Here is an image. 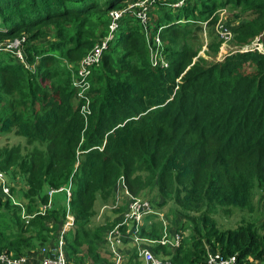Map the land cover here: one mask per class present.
Masks as SVG:
<instances>
[{"label": "trees", "instance_id": "obj_1", "mask_svg": "<svg viewBox=\"0 0 264 264\" xmlns=\"http://www.w3.org/2000/svg\"><path fill=\"white\" fill-rule=\"evenodd\" d=\"M135 1L0 0V44L23 37L25 59L0 50V132L24 140L0 148V170L8 184L20 177L17 199L33 215L25 225L22 205L0 193V253L37 255L60 231L68 207L74 222L63 234L67 264H116L103 244L111 224L92 222L114 201L119 180L134 196L160 198L150 201L156 212L174 204L183 221L170 233L191 230L173 248L159 242L170 215L145 216L139 234L154 240L146 246L155 256L205 264L206 243L252 264L264 258V232L244 216L221 227L215 214H251L253 194L264 192V51L248 49L256 38L264 49V0H152L145 28L125 12L90 68L89 91L78 96L73 79L107 33L109 12ZM223 10L233 22L231 49L217 59L222 41L213 28ZM156 34L166 67L149 61ZM61 187H69L68 201ZM51 189L58 191L50 207L37 213ZM134 263L129 257L123 264Z\"/></svg>", "mask_w": 264, "mask_h": 264}, {"label": "built area", "instance_id": "obj_2", "mask_svg": "<svg viewBox=\"0 0 264 264\" xmlns=\"http://www.w3.org/2000/svg\"><path fill=\"white\" fill-rule=\"evenodd\" d=\"M151 1L152 0H139L135 2H129L125 7L121 9H112L109 12L110 19L107 26V33L97 43L94 44L93 48L80 61L76 75L73 79V85L79 88L78 96L84 97V93L89 91L90 83L88 80V76L90 74V68L100 62L104 51L107 50L110 42L114 39L115 31L118 28L119 20L122 15L125 12L134 13L139 19L140 23L145 28L147 24V7L149 2ZM175 5H180V2L176 3ZM135 7L138 8L134 12L133 9ZM224 35L230 36V31H225L222 36ZM23 41L24 39L22 37L20 39H13L12 41L4 45L0 44V50L6 49L12 51L14 56L20 62L24 63L25 59L21 50V42ZM159 45L160 40L158 34H156L154 45L149 47V61L152 66L158 65L160 67H166L167 61L162 57L161 52L159 50ZM257 45H255V48L252 49H258ZM87 104L88 103L86 102L84 105L81 106L80 111L83 115L89 112ZM117 184L118 190L121 191L122 198L126 199V208L124 213V219L122 218V221L117 224L116 227L119 228L120 226H122L123 222L126 224L128 228L127 231H130V234L127 233L128 236L126 238L131 239L132 243L136 245L138 256L142 258L143 264H172L171 261L159 259L158 257H156L153 252L146 246L148 243H151L152 240L143 237L139 234V231L144 223V217L149 214H158V212H156L155 209L152 207L150 201L142 197H136L132 195L121 181ZM58 190H64L67 195V200H69V187H61ZM58 190L51 189L47 191L49 199L46 204H41L39 206L37 213L44 214V212H46V210L51 205L52 193ZM0 193L6 197H11L10 187L6 181V174L2 170H0ZM116 198L118 199V197ZM21 217L24 221V224H27L29 220L33 217V215L26 214L24 209H22ZM160 218H162V216H160ZM165 221L166 220L163 219V223H165ZM73 222L74 217L70 213L69 208L67 207V212L65 214L64 222L62 223L60 231L56 235L54 234V237H52L50 240L41 244L40 247L37 249V256L39 258L38 260L34 259V255L30 253L13 256L3 251L0 253V264H67L64 250L63 234L72 226ZM109 233L112 236H116L117 238L114 242H112L110 239L111 249L112 251H114L115 255H117V251H115L116 249L113 243L120 242L121 238L118 237L117 231H110ZM182 238V232L178 230L173 232L172 235H164L161 239H159V242L161 244H165L174 248L180 245ZM107 239L109 240V237ZM117 258H119L118 255ZM204 261L205 264H243L238 261L237 254L235 253L231 255H222L219 251H211L208 249L206 250Z\"/></svg>", "mask_w": 264, "mask_h": 264}, {"label": "rangeland", "instance_id": "obj_3", "mask_svg": "<svg viewBox=\"0 0 264 264\" xmlns=\"http://www.w3.org/2000/svg\"><path fill=\"white\" fill-rule=\"evenodd\" d=\"M232 23H233L232 19L227 16V12L225 10L219 12L218 21L216 22V24L214 25V28H213V33L219 39L221 38L220 40L222 41L220 46H219L217 55H216L217 59H221L231 49V47L229 46V39H230L229 37L230 36H228V35L222 36V34H224L225 31L228 32L230 30L231 26H233ZM239 23H240V21L235 22L236 25ZM16 39H19V38H16ZM50 39L48 38L47 40H50ZM200 41L202 43H201V49L199 50L198 55L205 56V51L207 49V42H208L207 37H205V32L201 35ZM46 42L47 41H45L44 39H41L38 43H46ZM257 44H258V38L254 39L253 42L251 44H249L248 49L255 48V45H257ZM257 48L259 51H264L261 44H258ZM18 142H21V144H24L23 138L20 136L14 135L13 132H8V133H1L0 132V148H2L4 146H11L12 144H16ZM9 181H10V179H9ZM119 182L120 181H117V183H119ZM117 183H116L114 201L107 204V205H104L103 207H101L99 209V211H97V213L94 217V220L92 222V226H97V225L102 226L104 223H110L111 224V226H109V228L106 229V231H105L103 244L109 250L110 257H111L112 261L114 260L112 258L114 251H112V249H111L110 239L112 242H114L117 238H116V236H112L109 232L110 231H117L118 237L121 238V241H122V239H125V242L127 241L126 240L127 233L130 234V231H127L128 228L124 222H123L122 226H120L119 228L116 227V225L122 221V218L124 219V213H125V208H126V205H125L126 199L122 198V196H121L122 194H121V191L118 190V187H117L118 184ZM8 185H9V187L13 186L16 188V190L14 192H12L10 190L11 191L10 192L11 198L14 200V201H12V203L18 204V202H19L25 211V206L21 203V201L19 199H17V192L19 191V189L22 186V183L20 181V177L16 176L14 183L10 184V182H9ZM142 195L143 196L138 195L136 197H142L148 201H153L154 203L156 201H160V198H158L156 195L155 196L153 195L152 197H149L146 194H142ZM116 197H118V199ZM2 198L4 200H6L7 197L3 196ZM252 201L254 204V208H253L254 211L251 212V214L248 211L235 210L231 215L227 216L225 213L217 212L215 214V217H216V219H218V223L223 222L221 227L233 228L234 226H236L238 224L240 219L244 216L246 219L247 218H253L255 220L257 231L259 233L264 232V192H261V193L255 192L252 196ZM157 212H158V217L160 215L162 217L165 215H170V217H171V221H169V223H167V221H165V223H163V221H162V223H161L162 224L161 225V236L159 239H161L164 235L165 236H168V234L172 235V233H170V231L173 229H176V227L180 228V226L182 225L183 220L177 214V212L175 210V206L172 202H168L166 205L162 206L161 209H159V211H157ZM46 223L48 224V226L49 225L51 226L54 224L53 221L51 224L50 220L46 221ZM27 224H25V225H27ZM169 225H170V227H169ZM132 230H133V228H132ZM190 232H191V230L186 226L184 231H183V237L188 236V234H190ZM108 237H109V240L107 239ZM132 245H133L132 247L126 246L125 248H128L127 250L132 251V253L130 254L129 257H130L131 261L133 262V259L134 258L137 259V257H138V251H137L136 245L134 243H132ZM205 247L209 250L214 249L212 246H210L206 243H205ZM214 250H217V249H214ZM116 257H117V255H116ZM156 257H158L159 259H162V256H156ZM33 258L36 260L39 259L37 255H34ZM163 259L170 261L169 258H166V259L163 258ZM253 262L255 264H264V258H255V259H253Z\"/></svg>", "mask_w": 264, "mask_h": 264}, {"label": "crops", "instance_id": "obj_4", "mask_svg": "<svg viewBox=\"0 0 264 264\" xmlns=\"http://www.w3.org/2000/svg\"><path fill=\"white\" fill-rule=\"evenodd\" d=\"M68 201V200H67ZM144 226V223H143ZM56 234V232L54 233ZM126 242L124 241V239H122L121 242H115L113 243L114 247H115V251H117V255L119 256V258L116 257L115 253H113V262L116 264H123L125 262H127L129 260V256L132 253L131 250H127L128 248H125L126 246H130L132 247V241L131 239L126 238ZM154 240L151 241V244ZM150 245V243H148ZM134 261H137L139 264H143V260L140 256L133 259ZM252 264H255L254 262Z\"/></svg>", "mask_w": 264, "mask_h": 264}]
</instances>
